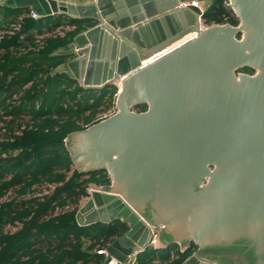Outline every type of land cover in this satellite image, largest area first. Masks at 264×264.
I'll return each instance as SVG.
<instances>
[{
    "label": "water",
    "instance_id": "obj_1",
    "mask_svg": "<svg viewBox=\"0 0 264 264\" xmlns=\"http://www.w3.org/2000/svg\"><path fill=\"white\" fill-rule=\"evenodd\" d=\"M49 2L86 28L67 73L118 87L116 113L66 139L80 171L112 179L91 184L78 224L127 223L107 259L126 261L159 231L160 247L195 239L186 264H264V0H230L239 25L205 27L200 0Z\"/></svg>",
    "mask_w": 264,
    "mask_h": 264
},
{
    "label": "trees",
    "instance_id": "obj_2",
    "mask_svg": "<svg viewBox=\"0 0 264 264\" xmlns=\"http://www.w3.org/2000/svg\"><path fill=\"white\" fill-rule=\"evenodd\" d=\"M208 1L206 25H239L230 0ZM5 10L9 19L0 32L18 28L0 38V264H104L105 255L98 250L129 227L120 219L78 224L79 203L90 195L89 184L109 190L112 179L107 169L73 168L66 139L105 119L106 111L113 112L118 87L87 88L67 73L66 63L74 55L64 50L85 30L81 19L64 14L36 19L29 9ZM62 24L75 27L56 33ZM242 71L253 74L255 69ZM136 109L144 111L147 104ZM43 184L55 189L35 196ZM11 189L19 197L33 196L5 200ZM70 202L75 207L55 214L57 207ZM16 222L22 223L19 229L6 230ZM182 248L175 241L165 247L147 246L138 253L136 264H186L199 245L191 241ZM241 249L239 245L233 251Z\"/></svg>",
    "mask_w": 264,
    "mask_h": 264
},
{
    "label": "crops",
    "instance_id": "obj_3",
    "mask_svg": "<svg viewBox=\"0 0 264 264\" xmlns=\"http://www.w3.org/2000/svg\"><path fill=\"white\" fill-rule=\"evenodd\" d=\"M49 1L50 0H0V25H6L9 19V17L6 16L5 8L7 9L15 8L21 10L29 9L30 11H35L36 13H38L39 17L54 14L51 9V5ZM66 1L74 2V3H82L84 0H66ZM199 5H201L202 9L205 11L209 5V1L200 0ZM57 14H61V13H57ZM62 25L64 26L65 24ZM75 49H76L75 44L73 42L71 45L67 47V49L64 50V52H73ZM78 82L79 84H81L80 81ZM155 233L157 234V236L155 237V241L153 245L155 247H160L159 231H156ZM105 262L107 264H119L118 261L114 258L107 259L105 260Z\"/></svg>",
    "mask_w": 264,
    "mask_h": 264
},
{
    "label": "rangeland",
    "instance_id": "obj_4",
    "mask_svg": "<svg viewBox=\"0 0 264 264\" xmlns=\"http://www.w3.org/2000/svg\"><path fill=\"white\" fill-rule=\"evenodd\" d=\"M132 110L135 111V112H139V111H140L139 109H132ZM116 111H117L116 108H115V110H114L113 112L106 111V112H105V114L107 113V114H106V118H108V117L114 115V114L116 113ZM103 114H104V113H103ZM106 118H105V119H106ZM113 158H118V156H117L116 154H114V155H113ZM73 168H77L78 170H80V168L78 167V164H77V161H76V160L74 161V166H73ZM208 181H209V176H206L205 179H204V184H207ZM91 184H95V183H90V184H89V186H88V190H89V192L92 191V190H91V189H92ZM54 189H55V186H54V185L43 184V185H41V186H39V187L37 188V191H36L35 196L43 197V196L49 194L50 192H52ZM31 196H33V195H32V194H29L28 196H22V197H19V196L17 195V193H16V189H11L10 192H9V194H8L4 199H5V200H11V199H13V198H16L17 201H21V200H23V199L30 198ZM89 196H90V195H89ZM89 196H87V197H82V199H81V201H80V203H79V206H81L83 203H85V201L88 199ZM73 207H75V204L72 203V202H70V205L67 206V207H62V210H61V211H64V210H66V209H71V208H73ZM61 211H60V212H61ZM160 226H161V227L159 228V230H161L162 228H165V227L167 226V224H166V223H160ZM7 229H9V230H14L15 228H14V227H10V228H7ZM194 240H195V239L192 238V239H190V242H191V241H194ZM174 241H175V240H174ZM180 245L183 247L182 244H180ZM198 245H199V244H198ZM185 247H186V246H185ZM185 247H184V248H185ZM200 249H201V248H200V246H199V249H198L196 252H198Z\"/></svg>",
    "mask_w": 264,
    "mask_h": 264
},
{
    "label": "built area",
    "instance_id": "obj_5",
    "mask_svg": "<svg viewBox=\"0 0 264 264\" xmlns=\"http://www.w3.org/2000/svg\"><path fill=\"white\" fill-rule=\"evenodd\" d=\"M198 4H199V2H198ZM31 17H33V18H39V15H38V13H36L35 11H30V14H29ZM12 25H16V24H12ZM202 26H207V25H202ZM75 26H69V25H67V26H61V27H59L58 29H57V31H55L56 33H59V34H63L64 33V31L66 30V29H73ZM16 28H18L17 26H14V27H12L10 30H6V31H1L0 32V38L2 37V35L5 33V32H8V33H13V29H16ZM43 36H40V38H42ZM87 177V176H86ZM102 188H103V186H102ZM69 206V205H68ZM67 207V206H66ZM62 210V207H57L56 208V212H55V214H58V213H60V211ZM62 212V211H61ZM22 226V223H20V222H16V225L15 226H10V225H8L7 227H6V230L7 231H9V229H7V228H10V227H14L15 229L13 230V231H16L17 229H19L20 227ZM155 235V237L157 236V234L155 233L154 234ZM154 241H155V239H154ZM182 249H184V247L182 248ZM98 252L99 253H102V254H104L105 255V258H106V260H107V255H108V251H107V247L105 248V249H103V250H98ZM140 253V252H139ZM137 255H138V253L137 252H134L133 254H131L129 257H128V259L126 260V261H120L119 259H117V258H115V257H112V259L114 258V259H116L117 261H118V263L119 264H136V258H137ZM104 264H107L106 262H104Z\"/></svg>",
    "mask_w": 264,
    "mask_h": 264
},
{
    "label": "bare ground",
    "instance_id": "obj_6",
    "mask_svg": "<svg viewBox=\"0 0 264 264\" xmlns=\"http://www.w3.org/2000/svg\"><path fill=\"white\" fill-rule=\"evenodd\" d=\"M196 36V33H191L190 35L186 36L184 39L178 41L177 43H175L172 47L167 48V50L164 53H169L170 51L174 50L175 48L181 46L182 44L186 43L189 39H192ZM154 60V59H153ZM152 58L149 61H153ZM241 72H243L242 70H240ZM120 87L122 88V84L120 85Z\"/></svg>",
    "mask_w": 264,
    "mask_h": 264
},
{
    "label": "flooded vegetation",
    "instance_id": "obj_7",
    "mask_svg": "<svg viewBox=\"0 0 264 264\" xmlns=\"http://www.w3.org/2000/svg\"><path fill=\"white\" fill-rule=\"evenodd\" d=\"M245 73H247V72H245ZM139 112H141V110ZM227 246H228V243H224V248L227 247Z\"/></svg>",
    "mask_w": 264,
    "mask_h": 264
}]
</instances>
